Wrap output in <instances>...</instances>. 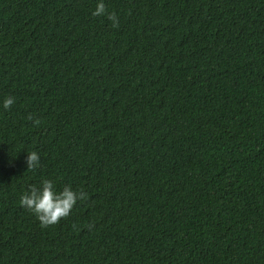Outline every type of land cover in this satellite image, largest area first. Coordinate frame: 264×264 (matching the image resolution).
<instances>
[{
	"label": "trees",
	"instance_id": "trees-1",
	"mask_svg": "<svg viewBox=\"0 0 264 264\" xmlns=\"http://www.w3.org/2000/svg\"><path fill=\"white\" fill-rule=\"evenodd\" d=\"M98 2L0 0V264H264V0Z\"/></svg>",
	"mask_w": 264,
	"mask_h": 264
},
{
	"label": "clouds",
	"instance_id": "clouds-1",
	"mask_svg": "<svg viewBox=\"0 0 264 264\" xmlns=\"http://www.w3.org/2000/svg\"><path fill=\"white\" fill-rule=\"evenodd\" d=\"M105 13V6L99 0L92 15L99 16ZM114 19V17H112ZM14 103L12 96L6 97L2 104L5 109ZM40 157L36 151L28 152L26 155V168L34 169L39 166ZM86 198V194L74 191L66 186L57 192L53 181L43 179L39 186H30L21 195L20 204L35 214L42 226L56 223L60 218L66 217L77 200Z\"/></svg>",
	"mask_w": 264,
	"mask_h": 264
}]
</instances>
